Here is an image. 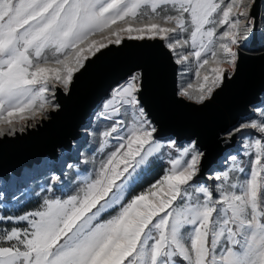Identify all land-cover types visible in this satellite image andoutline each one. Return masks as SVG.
<instances>
[{"label":"snow or ice","instance_id":"obj_1","mask_svg":"<svg viewBox=\"0 0 264 264\" xmlns=\"http://www.w3.org/2000/svg\"><path fill=\"white\" fill-rule=\"evenodd\" d=\"M258 20L264 0H0V145L51 123L100 56L137 49L86 128L0 179V264H264V86L215 150L163 119L264 61ZM157 40L172 87L153 104Z\"/></svg>","mask_w":264,"mask_h":264},{"label":"water","instance_id":"obj_2","mask_svg":"<svg viewBox=\"0 0 264 264\" xmlns=\"http://www.w3.org/2000/svg\"><path fill=\"white\" fill-rule=\"evenodd\" d=\"M149 43L156 45L151 50L159 57L158 72L149 94L150 103L155 104L161 92H170L172 73L165 55L168 50L162 48L163 42L157 40ZM252 47L258 48L259 44ZM136 50L129 48L100 56L81 78L71 97L63 98V110L52 118L51 123L35 133L25 134L22 138L0 145V177L7 178L10 172L18 174L24 166H32V162L39 161L42 155L66 141L85 123H89L90 117L107 97L111 87L121 80L122 69L129 63L128 54ZM260 54L259 51L249 53L250 56L256 57ZM262 86L264 61L247 59L244 61L240 79L206 107L173 105L165 108L163 111L165 132L178 133L182 136L199 133L204 142L215 150L217 133L221 134L224 129L234 125L245 115H250L245 106ZM234 141L235 139L232 143Z\"/></svg>","mask_w":264,"mask_h":264},{"label":"rangeland","instance_id":"obj_3","mask_svg":"<svg viewBox=\"0 0 264 264\" xmlns=\"http://www.w3.org/2000/svg\"><path fill=\"white\" fill-rule=\"evenodd\" d=\"M258 28H264V21H259L258 20ZM195 80V77L193 76V81ZM115 86V85H114ZM113 86V87H114ZM112 88V87H111ZM244 118H255V117H253L252 116V114L250 113V115H245V117ZM88 126V123L86 124H84V126L81 128V129H84V128H86ZM224 134V132H222L221 133V135H223ZM247 135H252V136H257L258 134L257 133H255V131H253V130H250V132L249 133H245V136H247ZM243 139V137H236L235 138V141L232 143V146H231V148H229V149H227V152L230 154V155H237L238 157H239V159H241L242 161H246L247 159H248V157H246V156H244L243 155V148H242V145H241V143H240V141ZM233 148H235V149H237V152L235 151V150H230V149H233ZM33 164L32 165H34L36 162H32ZM27 167H29V166H24V168L23 169H25V168H27ZM19 174V173H18ZM0 178H2V179H7L6 177L5 178H3V177H0ZM34 208H36V207H33L32 209H34ZM28 210H30V209H28ZM25 211H27V210H25ZM22 212V211H21ZM24 212V211H23ZM0 227H2V226H0ZM7 227H12L11 225H9V226H7ZM19 227H21V228H23L24 227V225H19ZM0 246H8V244L7 243H4V244H0Z\"/></svg>","mask_w":264,"mask_h":264},{"label":"trees","instance_id":"obj_4","mask_svg":"<svg viewBox=\"0 0 264 264\" xmlns=\"http://www.w3.org/2000/svg\"><path fill=\"white\" fill-rule=\"evenodd\" d=\"M230 150H232V151L235 150L237 152V149H235V148L230 149ZM159 174H162V173H159ZM159 174H157L156 178H158ZM0 179H2V178H0ZM33 207H37V202L35 200H33L31 203H26L22 208L19 209V211L23 212L25 210L32 209ZM12 211L15 212L16 209L13 208Z\"/></svg>","mask_w":264,"mask_h":264}]
</instances>
